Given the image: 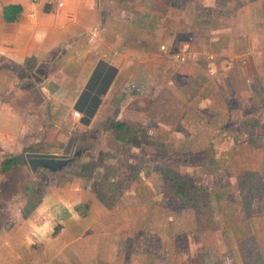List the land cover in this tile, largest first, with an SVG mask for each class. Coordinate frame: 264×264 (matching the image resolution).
Listing matches in <instances>:
<instances>
[{
  "label": "rangeland",
  "instance_id": "374dc122",
  "mask_svg": "<svg viewBox=\"0 0 264 264\" xmlns=\"http://www.w3.org/2000/svg\"><path fill=\"white\" fill-rule=\"evenodd\" d=\"M60 1L41 3L49 10ZM255 1L90 0L96 15L85 33L97 32L94 58L113 59L119 68L125 58L131 62L90 128L81 126L76 109L64 121L46 105L37 107L32 60L21 67L0 63V168L28 150L0 174V209L21 215L30 189L49 187L65 198L69 193L73 203L86 200L92 215L86 224L101 227L100 254L92 253V242L67 237L47 256L39 254L38 263L245 264L249 256L264 258V10ZM2 66L15 71L6 80ZM113 118L145 130L147 143L117 140L109 128ZM46 121L63 123L66 133ZM46 151L74 157L53 170H32L26 154ZM162 170L193 179L204 195L197 210L174 199ZM58 199L47 200L50 215ZM61 225L53 222L50 233H60ZM72 226L75 236H88Z\"/></svg>",
  "mask_w": 264,
  "mask_h": 264
},
{
  "label": "crops",
  "instance_id": "0c3cea01",
  "mask_svg": "<svg viewBox=\"0 0 264 264\" xmlns=\"http://www.w3.org/2000/svg\"><path fill=\"white\" fill-rule=\"evenodd\" d=\"M35 1L0 0V63L5 61L21 67L32 60L34 66L30 79L36 87L34 90L37 99L41 98L40 101L36 100L37 107L46 105L47 110L52 109L56 116L65 121L72 110H75L76 101L87 85L95 64L104 61L113 66V59L107 61L101 58L102 56L94 58L92 54L100 45L92 46L98 40L96 30L85 33V30L91 29L88 25L92 23L90 15L93 17L96 15L94 8L93 10L91 8L90 0H61L59 3L62 6L53 5L49 10H44V2L41 3L43 0ZM255 3L264 10V0H256ZM10 4H21L24 7V13L13 23L6 22L2 13L3 7ZM98 4L95 8L101 14ZM83 34L87 36H82ZM57 52L59 53L56 55ZM130 63V59L125 58L120 68L115 66L120 72L119 76L124 75ZM2 67V70H5L4 80L11 72H15L12 68H7L6 71L5 66ZM111 87L113 89V85ZM28 93L27 90H23L22 95ZM105 97L106 95L102 97L103 101ZM79 123L85 128H90V124L85 125L81 121ZM46 124H54L59 127L61 133L64 132L61 131L63 123L46 121ZM73 133L75 138L80 134L79 130H73ZM57 190L59 189L51 190L47 187L41 206L27 219L0 209V264H44V260L38 263L37 256L39 254L47 256L54 244L60 241L62 244L65 243L67 237L79 242L84 238L85 245L92 242L93 246L90 247L93 254L101 253L102 236L97 234L101 227L97 222L86 224L87 216L91 215L88 202L83 200L77 204L73 203L69 193L66 198L62 194L61 197L55 192ZM55 194L59 199L51 208L52 215H50L47 210V200L56 196ZM77 196L74 194L75 198ZM85 198L91 199L88 195H85ZM42 219H44L43 223H41ZM55 221L58 226L62 223V229L58 236L53 237V232L51 234L49 230ZM72 223L84 227V234L88 236L81 237V234L75 236L77 228L72 226ZM45 264H53V260Z\"/></svg>",
  "mask_w": 264,
  "mask_h": 264
},
{
  "label": "trees",
  "instance_id": "16d2710c",
  "mask_svg": "<svg viewBox=\"0 0 264 264\" xmlns=\"http://www.w3.org/2000/svg\"><path fill=\"white\" fill-rule=\"evenodd\" d=\"M3 19L6 22H16L24 13V7L21 4H10L3 7ZM119 70L114 65H110L104 61L98 62L89 77L88 83L79 95L75 109L82 114L81 123L89 125L91 120L96 115L102 104V97L105 96L116 78H118ZM119 112L116 108L115 115ZM44 120H46L44 118ZM109 128L115 131V137L120 142L126 145L139 146L142 143H147L148 135L140 127L134 124L125 122L124 120L111 119ZM27 149L18 156L9 158L0 168V174H4L9 167L15 165L18 161L23 160L24 153ZM89 167H83L82 171L89 170ZM84 176V172H80ZM162 176L165 178V187L171 192L177 202H185L189 210H197V205L202 198L203 193L195 184L193 179L185 178L172 174V172L162 170ZM44 187V186H43ZM31 197L22 211L21 218L27 219L29 215L34 213L42 204V200L47 192V187L42 188L35 186L30 189ZM201 192V193H200ZM58 232L53 233V237L58 236ZM259 255L250 257L245 264H264V258L260 260Z\"/></svg>",
  "mask_w": 264,
  "mask_h": 264
},
{
  "label": "water",
  "instance_id": "95a60500",
  "mask_svg": "<svg viewBox=\"0 0 264 264\" xmlns=\"http://www.w3.org/2000/svg\"><path fill=\"white\" fill-rule=\"evenodd\" d=\"M74 157V153L70 154H50V153H27L26 158L32 170H35L36 167L42 166L53 170L52 165L64 166L68 165Z\"/></svg>",
  "mask_w": 264,
  "mask_h": 264
},
{
  "label": "built area",
  "instance_id": "2783aa9c",
  "mask_svg": "<svg viewBox=\"0 0 264 264\" xmlns=\"http://www.w3.org/2000/svg\"><path fill=\"white\" fill-rule=\"evenodd\" d=\"M74 114H75V116H77V117L80 116V114H79L78 112H75Z\"/></svg>",
  "mask_w": 264,
  "mask_h": 264
}]
</instances>
